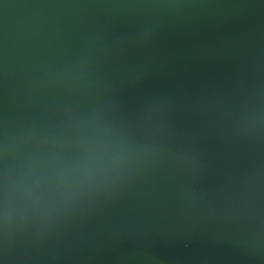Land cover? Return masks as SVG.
<instances>
[{
    "label": "water",
    "instance_id": "water-1",
    "mask_svg": "<svg viewBox=\"0 0 264 264\" xmlns=\"http://www.w3.org/2000/svg\"><path fill=\"white\" fill-rule=\"evenodd\" d=\"M0 264H264V0H0Z\"/></svg>",
    "mask_w": 264,
    "mask_h": 264
}]
</instances>
